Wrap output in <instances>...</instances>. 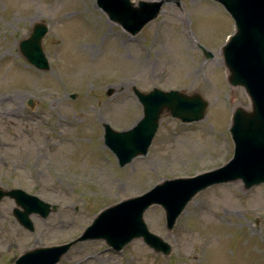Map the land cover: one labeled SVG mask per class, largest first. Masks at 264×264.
I'll return each mask as SVG.
<instances>
[{
  "label": "rangeland",
  "instance_id": "374dc122",
  "mask_svg": "<svg viewBox=\"0 0 264 264\" xmlns=\"http://www.w3.org/2000/svg\"><path fill=\"white\" fill-rule=\"evenodd\" d=\"M36 23L48 28L46 71L18 48ZM232 32L231 17L216 0H165L135 36L95 0H0V188H19L56 206L45 218L31 214L28 231L13 215L20 209L14 200H0V264L76 239L100 210L164 179L225 164L234 149L231 114L249 106L243 89L226 80L220 48ZM134 86L144 93H197L208 105L196 122L161 114L147 153L119 167L103 143L102 125L126 130L141 118ZM143 219L171 245L170 255L141 239L120 251L96 239L76 243L56 264H264V184L244 189L237 180L200 191L172 230L158 205Z\"/></svg>",
  "mask_w": 264,
  "mask_h": 264
},
{
  "label": "water",
  "instance_id": "95a60500",
  "mask_svg": "<svg viewBox=\"0 0 264 264\" xmlns=\"http://www.w3.org/2000/svg\"><path fill=\"white\" fill-rule=\"evenodd\" d=\"M165 0H96L97 6L113 23L131 35L138 34L154 20ZM234 21V31L221 47L226 80L231 87H241L249 101L248 107H236L231 115L229 133L234 144L232 158L224 165L191 177L165 179L143 194L122 200L102 209L82 234L65 244L27 250L14 264H56L76 243L103 239L114 250H121L135 238L155 253L170 255L171 247L151 233L143 220L146 209L159 205L164 211L166 229L172 230L187 203L200 191L214 185L241 180L244 189L264 183V0H218ZM47 27L34 24L29 36L19 42V51L31 65L47 70L48 62L42 49ZM206 56H210L205 52ZM133 93L142 105V117L130 129L114 131L104 124V144L124 166L138 155H145L164 112L181 122L204 118L208 103L197 93L187 95L178 90L153 88ZM74 98V95H71ZM31 104V101L28 102ZM12 198L20 209L13 215L21 226L33 231L29 218L38 214L45 218L51 206L20 189L3 190L0 200Z\"/></svg>",
  "mask_w": 264,
  "mask_h": 264
},
{
  "label": "bare ground",
  "instance_id": "6f19581e",
  "mask_svg": "<svg viewBox=\"0 0 264 264\" xmlns=\"http://www.w3.org/2000/svg\"><path fill=\"white\" fill-rule=\"evenodd\" d=\"M182 20L184 21V17L182 16Z\"/></svg>",
  "mask_w": 264,
  "mask_h": 264
}]
</instances>
